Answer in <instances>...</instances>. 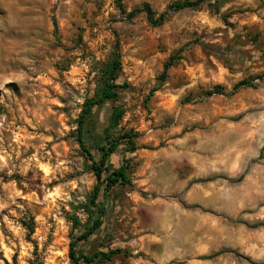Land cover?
I'll use <instances>...</instances> for the list:
<instances>
[{
  "label": "rangeland",
  "instance_id": "1",
  "mask_svg": "<svg viewBox=\"0 0 264 264\" xmlns=\"http://www.w3.org/2000/svg\"><path fill=\"white\" fill-rule=\"evenodd\" d=\"M177 1L122 0L167 14L152 26L115 0H0V264H71L95 185L77 120L116 46L118 97L93 107L85 138L136 134L109 158L132 186L77 250H119L92 264H264V0ZM243 79L255 87L234 89Z\"/></svg>",
  "mask_w": 264,
  "mask_h": 264
},
{
  "label": "trees",
  "instance_id": "2",
  "mask_svg": "<svg viewBox=\"0 0 264 264\" xmlns=\"http://www.w3.org/2000/svg\"><path fill=\"white\" fill-rule=\"evenodd\" d=\"M118 9L121 13H125L127 19L133 18L137 13L144 12L147 21L152 26L161 25L167 14L162 13L155 16V13L149 6L145 5L142 8H136L126 13L122 4V0H115ZM219 1L214 3H207L206 7L218 13ZM202 6V0H182L174 2L169 6L172 11H180L183 9H197ZM225 20L226 16H222ZM181 50V49H180ZM173 54L164 63L163 70L160 73L159 80L162 83L166 76L169 67H171L175 61L179 58ZM120 69L119 52L116 46V51L111 62L105 67L102 77L103 84L100 90L90 99H87L81 109V112L77 120L76 137L84 153L85 158L90 162V169L95 176V185L92 191L88 195L86 202L87 221L85 224L80 225L78 222L76 234H73L72 240L69 245V258L71 264H92L101 259H111V257L119 250H110L109 252H95L91 255L79 252L77 250V244L80 241H87L96 231H98L103 225V218L105 217L108 209V202L112 208L118 206L120 200V187L132 186L131 178L129 176L130 170L126 163H121L117 167L112 166L109 162L110 156L116 152L120 145L128 146L129 151H134L136 146L134 144V138L136 134L124 133L117 137L110 138L104 136L100 142H92L91 146L86 145L85 136V123L90 115L93 107L100 106L106 101L115 100L118 97V89L121 87L117 82V73ZM254 88L255 85L249 80H241L234 85V89L237 88ZM158 89L155 86L151 89V93ZM223 89L220 86H215L213 89L206 92L207 95L223 94ZM123 111L116 107L111 113L112 125H116L121 118ZM208 179H199L195 182H208ZM27 229L31 230V222L24 224ZM76 227V226H75ZM224 251H218L213 254L203 256L201 259H212L215 256L220 255Z\"/></svg>",
  "mask_w": 264,
  "mask_h": 264
},
{
  "label": "crops",
  "instance_id": "3",
  "mask_svg": "<svg viewBox=\"0 0 264 264\" xmlns=\"http://www.w3.org/2000/svg\"><path fill=\"white\" fill-rule=\"evenodd\" d=\"M219 256V255H218ZM218 256H215V257H213L212 259H214V258H216V257H218Z\"/></svg>",
  "mask_w": 264,
  "mask_h": 264
}]
</instances>
